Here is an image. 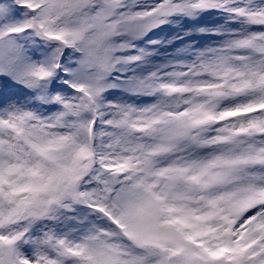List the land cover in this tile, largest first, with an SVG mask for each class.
Wrapping results in <instances>:
<instances>
[{
	"label": "snow or ice",
	"instance_id": "1",
	"mask_svg": "<svg viewBox=\"0 0 264 264\" xmlns=\"http://www.w3.org/2000/svg\"><path fill=\"white\" fill-rule=\"evenodd\" d=\"M0 264H264V0H0Z\"/></svg>",
	"mask_w": 264,
	"mask_h": 264
}]
</instances>
